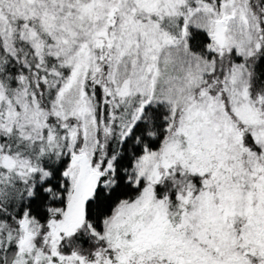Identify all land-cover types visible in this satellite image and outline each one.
<instances>
[{
	"label": "snow or ice",
	"instance_id": "6c2138e0",
	"mask_svg": "<svg viewBox=\"0 0 264 264\" xmlns=\"http://www.w3.org/2000/svg\"><path fill=\"white\" fill-rule=\"evenodd\" d=\"M0 264H264V0H0Z\"/></svg>",
	"mask_w": 264,
	"mask_h": 264
}]
</instances>
